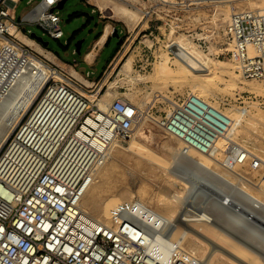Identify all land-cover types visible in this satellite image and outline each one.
I'll return each mask as SVG.
<instances>
[{
    "label": "built area",
    "instance_id": "2783aa9c",
    "mask_svg": "<svg viewBox=\"0 0 264 264\" xmlns=\"http://www.w3.org/2000/svg\"><path fill=\"white\" fill-rule=\"evenodd\" d=\"M60 1L41 0L18 19L16 7L20 0H0V37L14 40L27 52L28 48L10 28L30 35L25 24H38L51 37L61 39L64 31L57 8ZM87 1L93 11H102L92 0ZM187 1L128 2L141 11L148 23L132 38L134 42L141 36L135 61L140 73L150 72L160 56L148 40L169 39L165 54L169 60H179V43L167 38L162 27L170 25L171 33L181 25L162 17L160 9L182 11ZM193 2L189 0L190 4ZM157 30L160 32L155 34ZM215 31L220 44L217 55L237 61L244 77L264 80V8L233 11ZM125 32L123 29L120 47L128 39L123 37ZM190 35L201 47L209 37ZM2 57L0 49V65L4 66L6 57ZM51 67L67 80L48 82L39 91L0 150V264H205L175 241L168 258L164 257L155 245L158 234L149 219L151 209L140 201L123 203L110 224L89 217L81 202L94 172L108 160L113 146L124 145L131 138L135 125L146 116L181 140L185 152L194 149L210 154L223 145L224 164H247L261 173L259 181L264 178L263 157L233 142L232 118L193 92L156 94L144 108L116 96L102 107L101 93L91 101L72 83L88 91L94 90L93 85L89 87L61 67ZM156 102L164 107H157ZM155 107L162 112L158 118L153 115ZM203 199L211 204L209 194L191 189L188 208L199 211L209 207L201 205Z\"/></svg>",
    "mask_w": 264,
    "mask_h": 264
},
{
    "label": "rangeland",
    "instance_id": "374dc122",
    "mask_svg": "<svg viewBox=\"0 0 264 264\" xmlns=\"http://www.w3.org/2000/svg\"><path fill=\"white\" fill-rule=\"evenodd\" d=\"M39 1L41 0H20L16 7L17 18H22L23 14L33 4H36ZM192 1L194 2L190 4L188 0L184 6L185 9L182 11H167L165 9H160L162 17L170 18L174 22H178L181 25L179 28H175L176 31L173 30L171 33L170 25H167L166 28L163 26L162 32L166 34L165 36H167V38L169 37L170 39L177 41V43L180 41L190 43L191 41L197 49L199 48L200 50L208 53L213 62L218 63V60L226 62L222 63L224 65L221 69H218L222 71H218L215 76L209 77L201 86H194L195 81L192 83L191 81L184 82V80H182L181 82V80H179L178 82V79L174 80L170 78L166 79L167 81H164V79H158L155 76V69L159 64L165 63L167 68H171L170 70L174 73L179 70V61L174 62L169 60L168 56L165 54L166 46L170 40L164 39L163 37L154 41L148 40V44L152 45V50L155 51L157 55L160 54V56H157V61L155 62L153 69L146 73H140L138 71L135 61H137V47L140 44L138 40H141V36H139L138 40L134 42H132V38L137 35L139 28L147 27L148 23L145 22L146 17H143L141 11L132 4L128 3H132L134 0H92L94 3L98 2L108 6L102 11L98 8H96V11H93L94 7L87 0H67L63 8H58L62 19L61 25L64 31V36L61 39L51 37L38 24H25V28L29 33L34 32L38 36L43 37L45 41H49V47L54 52L72 62L74 58L81 59L90 49L94 40L101 35L105 26L109 25V35L111 38L100 54L99 64L96 71L92 72L88 65L84 62H81L79 66V69L83 74L90 71L91 78H94L100 74L103 66L111 58V56L114 55L113 62L108 70L98 76L102 79L106 78V83L109 85V89L104 88L100 92V101L103 104L101 106H104L105 103H110L116 96H122L139 106H143L144 108L148 103L153 102L156 94L162 96V94L171 95L172 93H184L190 91L204 97L212 104L221 107L223 111L232 118L233 122L231 131L237 130V133L234 132V135L236 136L235 139L249 149H252L254 153L264 158V80L246 79L242 76L236 81L231 79L229 73L231 72L230 70H232L231 65L235 66L233 69L240 73L239 66L238 63L230 57L217 55L220 52V44L217 43L218 34L217 31H215V28H221L229 19L230 15H228V13L231 14L233 11L243 9L264 8V0L256 2L255 0H249V4L251 3L250 5H248V0ZM260 2H263V4ZM122 7L135 12V17L130 18L122 13L116 14L114 9L118 10ZM166 13H168V16H166ZM114 27H118L120 36L123 35V29L126 31L125 36L123 37L128 39L124 47H120V44H118V38L112 36ZM176 27L178 26L176 25ZM159 32L160 31L157 30L154 33L158 34ZM22 33L27 35L24 30ZM190 34H193L194 36L197 34H208L209 37L201 47L197 40L193 39V36ZM27 37L34 39L31 34L27 35ZM81 39H84V42L80 53H77L75 51V43ZM34 40L36 41L35 44L25 43L29 46L27 47V52L36 55L49 66H53L49 61L52 55L45 50L50 49L43 46L36 39ZM1 44L2 41L0 37V45ZM126 62H130L131 65V71L129 70L130 72L128 73H125L126 71L124 68V64ZM116 66L117 68L113 75L112 72ZM63 67H65L68 71L71 68L67 65H63ZM199 74H203V72ZM56 79L59 78H51L48 82L53 83ZM89 81H92V79ZM256 84L263 86V90L261 92H256L251 89V87ZM101 87L102 85L97 83L95 85L93 84L91 89H100ZM240 87L242 89H240ZM81 92L84 93L83 90H81ZM87 97L89 96L87 95ZM89 98L92 99L93 97ZM156 106L164 107V105H161L159 102H156ZM161 114L162 112L157 111L155 107L153 110L154 117L158 118ZM134 133L124 145H118L114 148L111 152L112 158L108 159L97 170L93 181L86 190L82 199L81 205L84 206L86 211H89L86 208L87 203L103 202L104 200L110 198L119 199V202L139 199L146 204L153 205L155 198L161 194V190L165 189L168 183L175 181L177 184L174 188L184 197L180 207L184 208L185 205H188L189 207L191 204L187 201V196L191 190V183L199 176H205L209 179L210 185L213 184L211 186L214 187V191H211L210 188H204V190L214 194V204L216 206L214 211H216V215L221 216L219 217L220 219L224 218V221H226V218L230 216L227 214H231L230 211H232L231 208L234 205L233 202H238L240 199L245 197L243 195L245 194L244 190H250L252 194L264 199V180L262 179L261 182L259 181L261 173L250 169L247 164L237 165L232 169L226 168L223 164H221L222 160H220L224 157V151L219 153L215 150V157L219 158V161H216L212 156H210V158L214 160L210 162L213 167L218 166V168H216L219 171L229 174L230 177L232 176V179L229 178V180H226L220 174L214 172V170L202 166L200 164L201 160L199 158L201 155L199 152L192 151L189 156H183L181 153L176 154L174 150L180 148L182 145L181 141L175 136L167 133L162 127L158 126L157 121L154 119L151 120L146 116L141 124L134 129ZM165 166H167V168ZM180 171L184 173L187 172V175H185L187 176L185 177L186 181L183 180V182H180L176 179V173ZM238 175H243L250 180H247V183L243 182L244 184H241V182L238 181L239 179H233ZM212 180L213 182H217V184L211 183ZM259 182L263 183L262 189H259L258 186H256ZM149 186H151L150 189ZM162 186L164 188H162ZM242 186H245L246 188ZM217 187L219 189H217ZM228 191H230L233 200L231 199V202H226L225 200L223 206L226 207L219 208L220 205L216 196L220 195L219 192H222L221 195H224ZM241 195L243 197L239 199L238 197ZM200 203L203 206L210 205L208 200L204 199L200 201ZM229 203L230 206H228ZM243 204H241L240 210H247L249 206L246 205V203L244 205ZM245 205L248 207L246 208ZM173 206V203L168 205V207ZM223 206L221 205V207ZM250 207L251 208L248 210L252 209L254 210L252 212H257L256 214L262 213L261 215H264V205L261 207L263 209L254 206ZM228 210L230 211L228 212ZM235 212L236 211H233V214ZM93 217L98 218L94 214ZM99 219L106 221L107 223L113 222L109 220V214L102 215ZM183 245L189 251H191L190 249L192 247H195V253L200 257L204 255L205 246L199 242L193 240L188 243L183 242ZM222 264H228V261L225 260Z\"/></svg>",
    "mask_w": 264,
    "mask_h": 264
},
{
    "label": "bare ground",
    "instance_id": "6f19581e",
    "mask_svg": "<svg viewBox=\"0 0 264 264\" xmlns=\"http://www.w3.org/2000/svg\"><path fill=\"white\" fill-rule=\"evenodd\" d=\"M197 1H205V0H197ZM217 1H231V0H217ZM256 1H261V0H255V2ZM247 2L248 5L251 4V3L249 4V0ZM95 3L99 5L102 10H105L108 7L98 2ZM261 4H263V2ZM114 11H116V14L122 13L125 16H129L130 18H134L136 15L135 12H132L125 7L119 8L118 10L114 9ZM228 15L231 14L228 13ZM10 31L16 34V37L18 38L20 43L24 44L26 47H29L27 44L36 43L34 39L28 38L27 35L23 34L21 31H17L15 27H11ZM109 32H110L109 25H106L101 35L98 37L96 41V45L102 44ZM1 41H2V44L0 45L1 56H3L1 59L4 60V57H6V60L4 66L0 65V150L7 142L9 136L14 131L15 127L18 125V123L21 121L23 116L29 110L31 105L34 103V100L37 97L39 91L47 84V82L51 78L52 79L59 78V79L67 80L63 75L55 73L52 67L49 66L47 63H45L42 59L38 58L36 55L26 52L23 46H21L14 40L1 36ZM46 51L50 53L48 50ZM93 54L94 53L92 51L89 52L87 55L88 58H92ZM178 56H179V60H178L179 70L176 73L172 72V70H170L171 68L168 69L167 65H165L164 63L156 66L155 76L158 79H164V81L168 78L174 80L178 79V82L179 80H181V82L182 80H184V82L191 81L192 83L195 81L194 86H201L205 83V81L209 77L215 76V74H217L218 71H222L218 69H221L223 67L224 64L222 63H226L223 60H218V63L213 62L212 58L209 56L208 53L204 52L203 50H200L199 48L197 49V47L191 41L190 43H184L183 41L179 42ZM238 66L240 73L237 70H234L233 67L235 68V66L232 65H231L232 70H230L231 72H229L231 79H234V81L238 80L239 77L241 76L244 77L240 70L239 63ZM124 68L126 71L125 73L130 72L131 71L130 62H126L124 64ZM69 72L72 75H74L77 79H79L81 82L88 85L89 87L93 85L86 78H84L77 70L70 68ZM201 72H203V74H199ZM72 84L75 87V89H77L80 93H82L81 90H83L85 94L84 93L82 94L84 96L87 97L88 95L89 97H93L92 99L87 97L91 101H95L97 99V96L100 94L102 89L101 87L100 89L95 88L92 91H88L80 87L76 83H72ZM240 89L242 88L240 87ZM251 89L256 92H261L263 90V86L256 84L252 86ZM99 102L101 105H103L101 101ZM106 104L107 103H105L104 106L102 107H105ZM140 107L143 108V106ZM88 120L89 122L93 123L92 118ZM142 121L143 119L140 120L135 125L134 129L139 124H141ZM236 131L237 130L232 131V134L230 136L233 142H238L235 139L236 136L234 135V132ZM116 147L117 146H113L110 149L108 159L112 158L111 152ZM215 150L219 153L222 151L225 152V153L223 152L224 153L223 159H220L222 160L221 164H223V166L230 169L235 168L237 166V165L227 166L224 164V161L226 160V151L223 145L217 147L210 154L207 155L206 153H202L194 149L185 152L183 143L179 149H176L174 151L176 154L181 153V155L183 156H189L192 151L199 152L201 155V157L199 158L201 160L200 164L202 166L214 170V172L220 174L226 180H229V178L232 179V176L230 177L229 174L219 171L217 169L218 166H216L217 167L216 168L215 166L213 167L211 165V162L214 160H212L210 156H212L216 161H219V158L215 157V152H214ZM100 167L101 166H99L94 172V177L97 170ZM165 167L167 168V166ZM186 173L181 171L177 172L175 177L180 182H183V180H185V177H187L185 176L187 175ZM233 179H239L238 181L241 182V184L243 182H246L247 180H250L243 175H238L236 176V178ZM262 179L264 180V178ZM260 182L256 184V186H258L259 189H262L263 183ZM211 183L217 184V182H213V180L211 181ZM90 184L87 186L86 190L88 189ZM176 184L177 183L175 181L168 183L166 187L164 185L165 189H162L163 191L161 190V194L157 198H155L153 205L146 204L145 202L139 199L138 200L131 199L130 201L119 202V199L110 198L104 200L103 202L87 203L86 208L89 211H86L83 205H81V208L91 218H95L93 217L94 214L98 217L95 219L101 220L99 218L102 215L109 214V220L114 221L120 209V206L123 203L127 202L130 204L132 202L140 201L141 203L147 205L151 209L150 211L151 217L149 219H151L150 220L151 224L157 228V234H158V237L155 241V245L160 249V252L163 254L164 257L168 258L172 242L175 241L184 247L183 242L188 243L194 240L205 246V252L202 257H200L195 253V249H196L195 247H192L190 249L191 250L190 252L195 253L198 257L202 259V261L205 264H222L223 262H225V260L228 261V264H264V215H261L262 213L256 214L257 212L256 213L252 212L254 211L252 209L248 210L249 208H251L250 206L260 207V208L263 207L264 205L263 198L255 194H252L250 190H244L245 194L243 195L245 197L241 195L238 197L239 199L243 197L242 199H240V201L238 202L232 201L234 204V205L232 204L233 205V207L231 208L232 211L228 210V212L230 211L231 214H227L230 216H228V218H226L227 220L224 221L223 220L224 218L220 219L219 217L221 216L216 215V211H214L216 207L214 204V197H215L214 194H212V192L204 190V188H210L211 191H214L213 190L214 187L211 186L213 184L210 185V181L208 178H206L205 176H199L196 177L194 182L191 183L193 186V187L191 186V189H194L195 192H199L201 194L207 193L212 197L210 206L207 208H203L202 210L199 211L192 210L188 208V205L185 204H184L185 205L184 208L180 207V204L183 201L184 197L174 188ZM245 186L242 187L246 188ZM164 187L162 186V188ZM150 188L151 186H149V189ZM217 189L219 188L217 187ZM217 189L216 191L218 192ZM219 193L220 195L217 194L218 196H216L218 198V202L220 205L219 208H225L226 206L225 207L223 206L225 200L226 202L230 201L231 199L233 200L232 195L230 191L226 192L224 195H221L222 192ZM170 203H173L174 206L168 207ZM243 203L244 204L246 203V205L249 206V208H247L248 206L245 205L247 210L246 209L240 210L241 204ZM221 205L223 207H221ZM228 206H230V203L228 204ZM191 210L194 211V213ZM133 211L139 214V210H134L133 208ZM233 211L236 212L233 214ZM184 249L186 248L184 247Z\"/></svg>",
    "mask_w": 264,
    "mask_h": 264
},
{
    "label": "crops",
    "instance_id": "0c3cea01",
    "mask_svg": "<svg viewBox=\"0 0 264 264\" xmlns=\"http://www.w3.org/2000/svg\"><path fill=\"white\" fill-rule=\"evenodd\" d=\"M111 36L109 35V33L107 34L104 42L100 45H96V41L98 39V37L94 40V42L92 43L90 49L83 55V57L81 59H78V58H74L73 61H69L67 60L66 58L60 56L59 54H57L56 52H54L49 46L47 48L51 49V50H48L51 54H52V57L51 59L49 60L53 66H58V67H61L63 69H65V67H63V65H67L75 70H77L84 78H87V80L89 81L90 79H92V81H89L91 84H93V82H96V83H100V85L103 86V89L104 88H107V79H102V78H99L98 76L101 75V73H105L108 68L110 67V65L112 64L113 62V57L114 55L111 56V58L106 62V64L103 66L100 74L97 76V77H94V78H91V72L90 71H87V73L89 72V74L87 75L86 74H83L82 71L79 69V66L81 64V62H84L86 65H88V67L91 69V71H96L97 67H98V64H99V57H100V54L101 52L103 51L104 47L106 46L107 42L110 40ZM43 45V44H42ZM44 46V45H43ZM47 50V49H46ZM93 52V57L92 58H88V53L89 52ZM116 68L117 66L114 68L112 74L114 75L115 71H116ZM66 70V69H65ZM68 71V70H67ZM112 76V75H111ZM109 89V88H108Z\"/></svg>",
    "mask_w": 264,
    "mask_h": 264
},
{
    "label": "water",
    "instance_id": "95a60500",
    "mask_svg": "<svg viewBox=\"0 0 264 264\" xmlns=\"http://www.w3.org/2000/svg\"><path fill=\"white\" fill-rule=\"evenodd\" d=\"M66 1H67V0H61V1L58 3L57 8H63L64 5H65V2H66ZM31 36H32L34 39H36L37 41H39L41 44H43L45 47H48V46H49V41H45V40L43 39V37L38 36L36 33H34V32L31 33ZM112 36L118 38V44L121 43L122 39H121V36H120L119 30H118V27H114L113 32H112ZM83 42H84V39H81V40H78V41L75 43V48H76L75 51H76L77 53H80Z\"/></svg>",
    "mask_w": 264,
    "mask_h": 264
},
{
    "label": "trees",
    "instance_id": "16d2710c",
    "mask_svg": "<svg viewBox=\"0 0 264 264\" xmlns=\"http://www.w3.org/2000/svg\"><path fill=\"white\" fill-rule=\"evenodd\" d=\"M51 50V49H50Z\"/></svg>",
    "mask_w": 264,
    "mask_h": 264
}]
</instances>
